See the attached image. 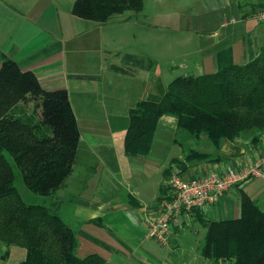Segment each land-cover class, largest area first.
<instances>
[{
	"label": "crops",
	"instance_id": "0c3cea01",
	"mask_svg": "<svg viewBox=\"0 0 264 264\" xmlns=\"http://www.w3.org/2000/svg\"><path fill=\"white\" fill-rule=\"evenodd\" d=\"M74 1L0 0V71L9 60L44 90L68 94L81 148L75 193H62L60 216L69 204L75 255H97L104 264H230L203 257L204 220L237 219L243 196L264 211V178L239 183L208 214H192L193 237L176 228L162 245L147 237L146 220L159 211L172 172L188 179L225 166L241 169L264 157V131L256 142L242 135L215 147L163 115L143 158L125 155L124 135L129 110L162 94L171 79L212 74L264 54V23L256 18L264 0H155L172 6L105 25L74 16ZM166 34L182 43L155 46V36ZM209 143L214 150L203 151ZM191 151L207 157L187 159ZM24 258V248L0 244V264Z\"/></svg>",
	"mask_w": 264,
	"mask_h": 264
},
{
	"label": "trees",
	"instance_id": "16d2710c",
	"mask_svg": "<svg viewBox=\"0 0 264 264\" xmlns=\"http://www.w3.org/2000/svg\"><path fill=\"white\" fill-rule=\"evenodd\" d=\"M142 10L143 0H75L71 13L105 25L128 21ZM163 115L176 117L179 131L205 137L215 147L242 135L256 142L264 131V54L212 74L177 77L159 98L138 102L128 112L125 155L143 158L148 154ZM80 148L67 92L46 91L32 73L4 61L0 71V244L24 248L25 258L19 264H104L97 255L83 259L75 255V233L61 219L62 200L54 193L79 164ZM187 157L207 156L191 151ZM13 166L31 193L50 198L47 205L21 200ZM209 220H204L205 259L264 264V211L256 203L243 196L237 219Z\"/></svg>",
	"mask_w": 264,
	"mask_h": 264
},
{
	"label": "built area",
	"instance_id": "2783aa9c",
	"mask_svg": "<svg viewBox=\"0 0 264 264\" xmlns=\"http://www.w3.org/2000/svg\"><path fill=\"white\" fill-rule=\"evenodd\" d=\"M256 18L264 23V11ZM260 178H264V157L241 169L225 166L220 173L205 171L188 179L172 172L166 181V193L158 206L159 211L146 220L147 237L168 245L176 228L178 231L189 229L191 216L196 211L208 214L210 208L239 183Z\"/></svg>",
	"mask_w": 264,
	"mask_h": 264
},
{
	"label": "rangeland",
	"instance_id": "374dc122",
	"mask_svg": "<svg viewBox=\"0 0 264 264\" xmlns=\"http://www.w3.org/2000/svg\"><path fill=\"white\" fill-rule=\"evenodd\" d=\"M169 4L170 3L167 2V3H163L160 6H158V4L156 3L155 0H143V10H142V12L143 11L145 12L146 10L149 11L150 9H157V11H159L161 9L164 10L166 7L169 8L170 6H172V4L171 5H169ZM141 14H144V13H141ZM143 21H146V20L143 19ZM143 21H139V22L144 23ZM164 37L165 38L162 39L161 37L157 38L155 36V39H154L155 46L156 45H160L163 48L166 47V46L175 47V45L178 42L180 44L182 43V40H180V36H178V35H175V34H166V35H164ZM173 79H171L170 81H172ZM5 89L6 88H4V90ZM5 91H7V89ZM160 96H161V94H156L155 96L152 97V99L159 98ZM178 140L181 143L183 142L182 137H179ZM208 146L209 147H204L203 148V151L206 152L208 150L209 151H211V150L213 151L214 150V147L212 146L211 143H209ZM13 168H14L13 171H14V175H15L14 186H15V188L17 190V193L19 194L21 200L24 203L29 204V205H47L50 202V198H45V197H42V196H39V195H36V194L31 193L27 189V187L24 185V183L22 181V177H21L19 171L14 166H13ZM77 170H78V168H74L72 170L70 176L64 182V186L61 187V188H58V189H56L54 191L56 197H58L59 199H61L62 197H64L65 194H66V196H68V195L69 196H71V195L73 196L74 195V193H75V186H73V184H71V180H72L73 175L75 176ZM62 193H65V194L63 195ZM69 209H70V205L69 204L64 207V209L62 211V219H63L64 223L70 227V223H69V215H70V212H69ZM192 232L193 231L191 230V233ZM183 233L186 236L187 235L192 236V237L194 236V234L191 235V233L189 232V230H185Z\"/></svg>",
	"mask_w": 264,
	"mask_h": 264
}]
</instances>
